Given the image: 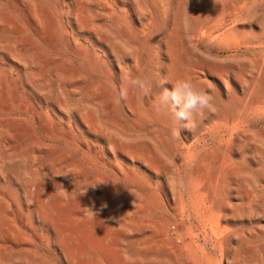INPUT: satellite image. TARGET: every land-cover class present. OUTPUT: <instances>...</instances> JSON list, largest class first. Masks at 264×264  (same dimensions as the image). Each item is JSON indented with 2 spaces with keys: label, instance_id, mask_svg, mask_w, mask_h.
Returning <instances> with one entry per match:
<instances>
[{
  "label": "rangeland",
  "instance_id": "obj_1",
  "mask_svg": "<svg viewBox=\"0 0 264 264\" xmlns=\"http://www.w3.org/2000/svg\"><path fill=\"white\" fill-rule=\"evenodd\" d=\"M129 74L152 93L118 102ZM184 78L216 111L177 136L156 85ZM252 99L264 138V0H0V264H264V140L235 149L215 118ZM219 150L234 182L211 202Z\"/></svg>",
  "mask_w": 264,
  "mask_h": 264
},
{
  "label": "bare ground",
  "instance_id": "obj_2",
  "mask_svg": "<svg viewBox=\"0 0 264 264\" xmlns=\"http://www.w3.org/2000/svg\"><path fill=\"white\" fill-rule=\"evenodd\" d=\"M98 4H100V3H98ZM67 15H68V12H67ZM110 15H112V14L106 13V16L109 17ZM69 21H70L69 19H67L65 21V23H66L65 33H66V35H68V39H69L68 43L71 46H73L74 48H76V51L78 52V54L80 56H82L88 60L90 59L91 63H93V65L95 67L100 68L101 67V62L99 60L100 58L98 57L97 53L95 52V48L93 47V44H91L89 46L84 45V44H78V42H77L78 40L74 37V29H73V27H71ZM63 30H64V28H63ZM69 37H73L74 39L71 40ZM55 84L58 85L59 83L56 81ZM251 90H252V88H251ZM253 91H254V89H253ZM253 97H255V96H253ZM254 99H252L249 102L250 105L247 108H240L238 105L235 106V110L232 112L230 119H228L226 116L220 114L219 112L215 115V118L217 120L226 122L227 128L232 133V136L230 137V139H231V144L235 149L241 150V149L255 148L256 150H258L259 148H261V145H262L264 138L262 136H258L256 129L253 127H250L249 122H248L249 120L246 121V118H243L241 116V113L243 114L245 111L248 112L250 110L251 106H253ZM234 100H236V98ZM234 104H236V103H234ZM262 128H263V126H262ZM238 129H241L242 131L238 132L237 134H233V132H236ZM262 132H264V131H262ZM207 144H208V142L204 141V145H207ZM226 160H227V158H225L224 155L222 154V151L219 150V151L212 153L209 158L203 157L200 161V166L203 167V169H205L204 171L207 173L206 185H205V187H203V191H201L200 193L207 194V199L210 200L211 202L214 201L216 196L219 195L224 189H227V190L229 189L227 184H229V186H230L234 182L233 177H231V179L228 180L226 178V176L228 177V175L223 174V168H224L223 166H224ZM198 170H200V172H201V169L196 168V170L194 172V176L192 177V182L194 184H201L202 182H205L204 175L202 176ZM164 186H165V196L167 197V192H169V194L172 197V190H171V187L169 186L168 181L165 182ZM185 186H186V184H185ZM167 223H170V222H167ZM171 224H170V226H171ZM172 225H174V224H172ZM175 225H176V223H175Z\"/></svg>",
  "mask_w": 264,
  "mask_h": 264
},
{
  "label": "clouds",
  "instance_id": "obj_3",
  "mask_svg": "<svg viewBox=\"0 0 264 264\" xmlns=\"http://www.w3.org/2000/svg\"><path fill=\"white\" fill-rule=\"evenodd\" d=\"M167 83L166 80H160L156 85L160 91L156 93L154 108L158 113L169 115L174 119L177 136L181 128L194 131L208 114L216 111L215 97L208 90L198 87L191 78L176 81L170 89L165 87ZM130 88L139 89L144 95H149L152 93L153 85L146 78L141 79L129 74L127 87L119 90L118 102L128 99ZM90 212L96 217L97 213L91 210Z\"/></svg>",
  "mask_w": 264,
  "mask_h": 264
}]
</instances>
